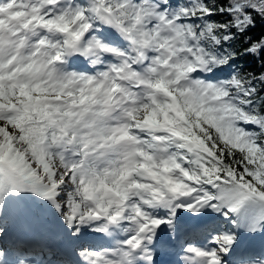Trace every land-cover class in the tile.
Masks as SVG:
<instances>
[{"label": "snow or ice", "instance_id": "obj_1", "mask_svg": "<svg viewBox=\"0 0 264 264\" xmlns=\"http://www.w3.org/2000/svg\"><path fill=\"white\" fill-rule=\"evenodd\" d=\"M260 21L264 0H0V264H264L239 253L264 234ZM180 211L216 214L206 243ZM48 213L59 243H26Z\"/></svg>", "mask_w": 264, "mask_h": 264}, {"label": "bare ground", "instance_id": "obj_2", "mask_svg": "<svg viewBox=\"0 0 264 264\" xmlns=\"http://www.w3.org/2000/svg\"><path fill=\"white\" fill-rule=\"evenodd\" d=\"M183 216H184V212L182 213V215H180V213H178V224L180 226L183 225V223H184ZM192 216H193V220L190 221V227L187 228V230H189V229H191V230H197V228L198 229H203L213 219V217H212L213 215H210V216H199V217H197V216H194L192 214ZM51 217L54 219V216H51ZM55 221H57L56 218H55ZM30 233L33 234V233H36V232H34V230H33ZM41 234H44V233H41ZM185 236H189V235L186 234ZM23 238H24L25 241H33L34 239L35 240H40V241H43V242L46 241V237L39 236V234L37 236H29V235H26L25 234ZM243 242L244 241L240 242V246L243 245ZM200 243H206V241H204V239H203V241H201ZM47 244L49 245L50 243H47ZM43 245L45 246V244H43ZM209 246H211V245H209Z\"/></svg>", "mask_w": 264, "mask_h": 264}, {"label": "rangeland", "instance_id": "obj_3", "mask_svg": "<svg viewBox=\"0 0 264 264\" xmlns=\"http://www.w3.org/2000/svg\"><path fill=\"white\" fill-rule=\"evenodd\" d=\"M84 64V63H83ZM85 65V64H84ZM181 213H183L184 211H180ZM212 214H215V213H212ZM52 214L51 213H48V214H46L45 215V217H44V222L45 223H49L50 222V216H51ZM211 215V214H210ZM216 215V214H215ZM209 216V215H208ZM212 223H219V221H217V220H214V221H211V223L210 224H212ZM25 230V232H29L30 233V231L29 230H27V229H24ZM23 230V231H24ZM44 230H45V227H44ZM54 230V229H53ZM55 231V230H54ZM45 233H46V230H45ZM214 233H215V231H214ZM249 233H244L243 234V236H242V238H241V241H245V239H246V237H247V235H248ZM260 236V237H259ZM255 243H257V244H259V246H261V245H263V243H264V234H262L261 235V233H257V235H255V238H254V243L251 245V247L250 248H252L253 247V245L255 244ZM242 249L243 248H240L239 249V252L241 253V251H242Z\"/></svg>", "mask_w": 264, "mask_h": 264}, {"label": "trees", "instance_id": "obj_4", "mask_svg": "<svg viewBox=\"0 0 264 264\" xmlns=\"http://www.w3.org/2000/svg\"><path fill=\"white\" fill-rule=\"evenodd\" d=\"M261 29H264V21H260V22H258V27H257V29H256L257 33H259V31H260ZM238 63H239L240 65H242V66L248 68L249 71H253V70H254V69H253V68H254V65L252 64L251 61L245 62V61L241 60V61H239ZM256 68H259V64L256 65Z\"/></svg>", "mask_w": 264, "mask_h": 264}]
</instances>
